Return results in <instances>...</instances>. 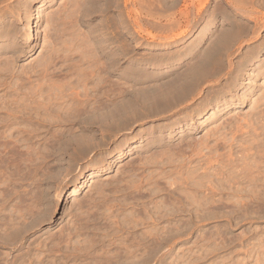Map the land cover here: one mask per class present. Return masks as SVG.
Wrapping results in <instances>:
<instances>
[{
    "label": "rangeland",
    "instance_id": "obj_1",
    "mask_svg": "<svg viewBox=\"0 0 264 264\" xmlns=\"http://www.w3.org/2000/svg\"><path fill=\"white\" fill-rule=\"evenodd\" d=\"M0 31L8 113L93 99L114 54L122 114L0 127V264H264V0H1Z\"/></svg>",
    "mask_w": 264,
    "mask_h": 264
},
{
    "label": "bare ground",
    "instance_id": "obj_2",
    "mask_svg": "<svg viewBox=\"0 0 264 264\" xmlns=\"http://www.w3.org/2000/svg\"><path fill=\"white\" fill-rule=\"evenodd\" d=\"M1 1V0H0ZM76 2V1H75ZM111 2V1H110ZM109 1H108V3H110ZM97 6V5H96ZM110 6V5H109ZM3 10V9H2ZM33 25V24H32ZM27 26H28V24H27ZM8 29V28H7ZM5 31V30H4ZM236 32V31H235ZM244 32V31H243ZM4 33V32H3ZM6 33V32H5ZM0 36H1V31H0ZM6 37V36H5ZM209 40V39H208ZM235 42V41H234ZM1 44V43H0ZM33 46H36V44L35 45H33ZM216 47V46H215ZM2 49V48H1ZM112 52V51H111ZM225 52V51H224ZM110 53V52H109ZM114 53V52H113ZM112 53V54H113ZM114 55V54H113ZM112 55V56H113ZM112 56H110L109 57V66H108V72H109V75H110V78H112V76H113V74H112V72H113V68H114V64H115V62H114V60L116 59H113V57ZM0 57H2V56H0ZM195 57V56H194ZM155 58V57H154ZM219 58V57H218ZM84 60V59H83ZM106 61V60H105ZM116 61V60H115ZM117 64V63H116ZM2 68V67H1ZM98 68V67H97ZM1 71V70H0ZM97 71L99 72V70L97 69ZM98 72H97V74H98ZM101 72V71H100ZM96 73V72H95ZM96 74V76L97 77H99L98 75ZM100 74V73H99ZM202 74V73H201ZM208 74V73H207ZM91 75V74H90ZM95 77V76H94ZM100 78V77H99ZM99 78L98 79H96V78H93V79H96V80H99ZM109 77H108V80H109V86H108V90L107 91H104V90H102V89H100V88H98L96 91H95V95H94V97H93V99L91 98V99H81V100H78V101H76L75 103L73 102V104H70L69 106H67V105H61L60 104V101H58V103L56 104L54 101L56 100H54L53 102L54 103H51L50 101H48V99H46L47 98V96L46 97H44L46 100L44 101H40L37 105H34V104H36L37 102H38V100H37V102H36V99H34V101H33V99H31L32 101H27V99L29 98L30 99V97H28L27 99H26V101H24V102H29V103H25V104H23V101L21 102H19V100H20V98L17 100L16 99V101L15 102H12L11 101V103H13L12 105H10L9 106V111H11V113H8L7 112V108L6 107H8L7 105H9V104H4V106H5V108H1L0 109V113L2 112V109L4 110H6V112H5V114H6V117H4L3 118V121L1 120L2 119V117L0 118V123H6V124H4V125H0V127H7V126H9V125H11V124H14V123H16V120L18 119V118H20V119H25V121H26V119L27 120H33V119H35V121L36 122H38L39 120H40V118L39 117H41V116H48V115H50L51 113H56L57 111L58 112H60L62 115V117H60V113L57 115V114H53L55 117H56V115H57V117H58V119L57 120H59V118H65L66 119V122L67 121H69V120H72L73 122L74 121H76L75 123H79V124H83L84 126H78L77 128H81L79 131H81V132H83L84 134L87 132L88 134L90 133H100V134H110L111 132H114L120 125H121V123H120V117H121V113L119 112V110H118V108H117V99H116V95H115V90H114V81L113 80H111ZM143 79V78H142ZM195 79H193V81L190 83L189 82V84H194L195 83V81H194ZM198 80V79H197ZM105 83V82H104ZM106 90V89H105ZM35 91V90H34ZM15 94V93H14ZM33 94V93H32ZM93 95V94H92ZM18 96V95H17ZM39 96V95H38ZM20 97H21V95H20ZM22 98V97H21ZM23 99V98H22ZM104 99V100H103ZM10 100V99H9ZM25 100V99H24ZM141 100H143V99H141ZM14 101V100H13ZM57 101V100H56ZM74 101H75V99H74ZM62 102V101H61ZM10 103V104H11ZM136 103H138V102H136ZM62 104H64L63 102H62ZM139 104V103H138ZM3 106V105H2ZM4 110V111H5ZM3 111V112H4ZM2 112V113H3ZM57 112V113H58ZM4 114V113H3ZM5 116V115H4ZM39 119V120H38ZM42 119V118H41ZM55 120V119H54ZM63 120V119H62ZM62 120H59V121H62ZM48 121H51V119H47V121L45 120V122H48ZM26 122H28V121H26ZM42 122V121H41ZM40 122V123H41ZM53 122H57L56 120L55 121H53ZM29 123V122H28ZM49 123V122H48ZM60 123V122H59ZM27 124V123H26ZM25 124V125H26ZM34 125V124H33ZM75 126V125H74ZM11 127V126H10ZM18 127V126H17ZM12 128H13V126H12ZM19 128H21V127H18V128H16V129H14V130H16L17 131V129H19ZM52 128V127H51ZM65 128V127H64ZM68 129H69V127H67ZM66 128V129H67ZM72 128H73V126H72ZM34 129H35V127H34ZM58 129V128H57ZM51 130V129H50ZM72 130V129H71ZM77 130V129H76ZM22 131V130H21ZM32 131V130H31ZM67 131V130H66ZM69 131V130H68ZM30 132V131H29ZM63 132V131H62ZM73 132H74V130H73ZM93 135V134H92ZM69 142H70V140H69ZM14 148V147H13ZM18 152V151H17ZM2 159V158H1ZM0 159V160H1ZM2 161V160H1ZM190 204V203H189ZM144 208V207H143ZM197 209V208H196ZM15 214V213H14ZM8 215V214H7ZM10 215V214H9ZM13 215V214H12ZM14 216V215H13ZM160 216H162V215H160ZM15 217V216H14ZM11 218V217H10ZM16 218V217H15ZM12 219V218H11ZM18 219V218H17ZM16 219V220H17ZM3 220V219H2ZM10 220V219H9ZM8 221V220H7ZM12 221V220H11ZM14 221V220H13ZM20 221V220H19ZM191 222V221H190ZM14 224V223H13ZM15 225V224H14ZM19 225V224H18ZM6 226V225H5ZM10 226V225H9ZM191 226V225H190ZM191 228H192V226H191ZM14 229V228H13ZM16 230V229H15ZM19 231V230H18ZM18 231L16 232L15 231V233L16 234H14L16 237L18 236V237H22V234L23 233H21V232H23V231H25V230H23V231H19V233H18ZM21 233V234H20ZM143 238V237H142ZM145 238H146V236H145ZM163 241V237H162V239L160 238L159 239V241L157 242V245L155 246V250H154V256H157V258L158 259H160V260H163L164 258L162 257V255L161 254H158V251L160 250L159 248L161 247V244L163 243L162 242ZM166 241H168V240H166ZM125 242H127V241H125ZM123 244V243H122ZM125 244V243H124ZM79 245V244H78ZM135 248V247H134ZM153 248V247H152ZM87 250V249H86ZM124 251V252H123ZM122 252H123V254L121 255V254H119V251H117L118 252V255H117V257H116V259L115 260H113L114 258H113V256H111V254H109L108 256H106L107 257V263L106 264H116V263H118V262H121V261H123V262H127L128 260H130V258H131V243H129V242H127V244H125V246H124V250H123ZM107 253V252H106ZM104 255V254H103ZM102 255V256H103ZM149 257H151V255H152V253H149ZM152 255V256H153ZM97 258V257H96ZM98 258H100V257H98ZM104 258V257H103ZM113 258V259H112ZM104 261H105V259H103ZM101 261L102 263L104 262V261ZM99 263H101L100 262V260L98 261ZM97 261H96V263L97 264H99ZM161 262V261H160ZM95 263V262H94ZM104 263V264H105ZM21 264V263H20Z\"/></svg>",
    "mask_w": 264,
    "mask_h": 264
}]
</instances>
